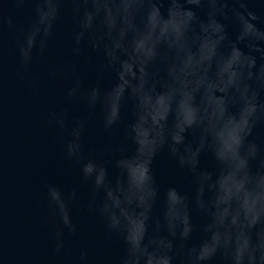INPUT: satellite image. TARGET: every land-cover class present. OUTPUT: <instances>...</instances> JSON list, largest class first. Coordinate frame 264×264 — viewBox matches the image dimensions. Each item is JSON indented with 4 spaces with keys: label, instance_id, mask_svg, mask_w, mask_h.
Returning a JSON list of instances; mask_svg holds the SVG:
<instances>
[{
    "label": "clouds",
    "instance_id": "1",
    "mask_svg": "<svg viewBox=\"0 0 264 264\" xmlns=\"http://www.w3.org/2000/svg\"><path fill=\"white\" fill-rule=\"evenodd\" d=\"M25 8L26 23L7 14ZM260 12L264 0H0V103L6 31L24 90L39 98L42 75L68 82L42 120L89 196L76 207L75 187L45 184L54 256L70 255L75 211L120 244L115 264H264ZM65 18V54L54 59ZM94 120L109 143L89 150ZM162 153L188 178V191L161 193L153 163ZM74 264H92L88 246Z\"/></svg>",
    "mask_w": 264,
    "mask_h": 264
},
{
    "label": "water",
    "instance_id": "2",
    "mask_svg": "<svg viewBox=\"0 0 264 264\" xmlns=\"http://www.w3.org/2000/svg\"><path fill=\"white\" fill-rule=\"evenodd\" d=\"M30 8L7 14L26 23ZM264 19V12L258 13ZM70 21L65 18L58 29V38L52 46L54 59L65 54L64 41L70 31ZM5 83L4 97L0 103V255L5 264H74L79 249L88 246L92 264L108 260L115 264L121 254V246L106 238L103 227L94 216L74 211L78 225L75 237H66L65 249L53 255L50 225L43 221L49 217L44 199L45 184L55 183L64 188L75 187L79 207L87 202L89 190L79 183L78 170L66 161L61 152L62 139L54 130L44 126L42 117L59 104L62 91L68 82L50 84L42 75V92L33 97L15 80L17 66L12 34L4 33ZM87 75V69H84ZM70 110L80 113L79 105ZM264 134V130H261ZM109 141L96 126L95 120L85 135V147L96 149ZM201 165L210 167L207 156H202ZM153 171L161 193L169 186L181 191L190 188L188 178L178 172L173 162L162 153L153 163Z\"/></svg>",
    "mask_w": 264,
    "mask_h": 264
}]
</instances>
